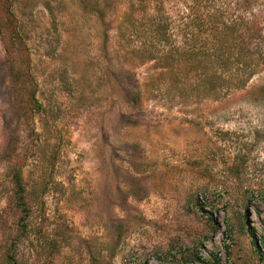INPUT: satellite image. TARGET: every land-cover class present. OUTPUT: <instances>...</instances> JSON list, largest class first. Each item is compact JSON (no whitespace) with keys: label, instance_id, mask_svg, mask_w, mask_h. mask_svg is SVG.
Segmentation results:
<instances>
[{"label":"rangeland","instance_id":"1","mask_svg":"<svg viewBox=\"0 0 264 264\" xmlns=\"http://www.w3.org/2000/svg\"><path fill=\"white\" fill-rule=\"evenodd\" d=\"M262 237L264 0H0V264H264Z\"/></svg>","mask_w":264,"mask_h":264},{"label":"trees","instance_id":"2","mask_svg":"<svg viewBox=\"0 0 264 264\" xmlns=\"http://www.w3.org/2000/svg\"><path fill=\"white\" fill-rule=\"evenodd\" d=\"M157 25L158 26H156V29H157V27H159L161 29L164 28L163 29L164 30L163 34L166 35V29H167L168 24H166V23L164 24V23H160L159 22V23H157ZM242 84H244V81H239L238 85L240 86ZM13 178H14V182L17 185V188H18L17 191H16V200H17V203H18V205L24 207V205H25V202L23 200V192L24 191H23V187L21 186V173H20L19 170H17L16 172H14ZM252 234H253V232H252ZM253 242H254V244H257V240L254 239ZM259 242L262 245V248L264 249V237H262L261 239H259Z\"/></svg>","mask_w":264,"mask_h":264}]
</instances>
